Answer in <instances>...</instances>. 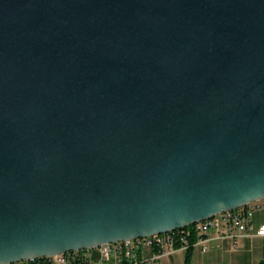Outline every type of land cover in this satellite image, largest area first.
Returning a JSON list of instances; mask_svg holds the SVG:
<instances>
[{"label": "water", "instance_id": "water-1", "mask_svg": "<svg viewBox=\"0 0 264 264\" xmlns=\"http://www.w3.org/2000/svg\"><path fill=\"white\" fill-rule=\"evenodd\" d=\"M261 198L264 0H0V264Z\"/></svg>", "mask_w": 264, "mask_h": 264}, {"label": "built area", "instance_id": "built-area-1", "mask_svg": "<svg viewBox=\"0 0 264 264\" xmlns=\"http://www.w3.org/2000/svg\"><path fill=\"white\" fill-rule=\"evenodd\" d=\"M263 208L264 198H261L250 202L245 207L226 211L190 226L165 233L103 243L55 256L7 264H93V259L99 264H144L146 262L158 264L161 256L174 252L176 249H189L195 245H201L202 250L206 251L212 231H216L219 238L253 235L251 216L253 211ZM255 234L264 236V224L259 226ZM194 235L197 236V240L192 242ZM95 251L99 254L98 258L94 257Z\"/></svg>", "mask_w": 264, "mask_h": 264}, {"label": "crops", "instance_id": "crops-1", "mask_svg": "<svg viewBox=\"0 0 264 264\" xmlns=\"http://www.w3.org/2000/svg\"><path fill=\"white\" fill-rule=\"evenodd\" d=\"M251 222L253 235L219 238L217 232L212 231L206 251L201 245H195L188 257V249H176L161 256L158 264H259L264 259V236L255 233L264 224V208L253 211Z\"/></svg>", "mask_w": 264, "mask_h": 264}, {"label": "trees", "instance_id": "trees-1", "mask_svg": "<svg viewBox=\"0 0 264 264\" xmlns=\"http://www.w3.org/2000/svg\"><path fill=\"white\" fill-rule=\"evenodd\" d=\"M197 240V236L196 235H194V237L192 238V242H195ZM191 249H192V247H190L189 249H188V257H189V252L191 251ZM259 264H264V259L262 260V261H260L259 262Z\"/></svg>", "mask_w": 264, "mask_h": 264}, {"label": "rangeland", "instance_id": "rangeland-1", "mask_svg": "<svg viewBox=\"0 0 264 264\" xmlns=\"http://www.w3.org/2000/svg\"><path fill=\"white\" fill-rule=\"evenodd\" d=\"M93 261V264H99L97 260H92Z\"/></svg>", "mask_w": 264, "mask_h": 264}]
</instances>
